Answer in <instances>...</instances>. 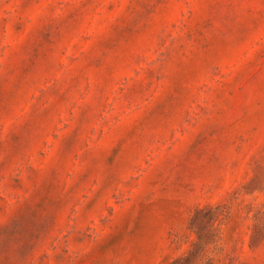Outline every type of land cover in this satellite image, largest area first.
<instances>
[{"label":"rangeland","instance_id":"374dc122","mask_svg":"<svg viewBox=\"0 0 264 264\" xmlns=\"http://www.w3.org/2000/svg\"><path fill=\"white\" fill-rule=\"evenodd\" d=\"M0 264H264V0H0Z\"/></svg>","mask_w":264,"mask_h":264}]
</instances>
